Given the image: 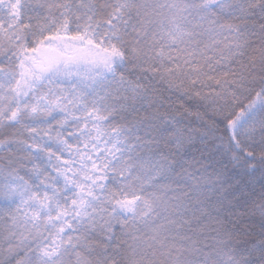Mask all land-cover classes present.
I'll return each instance as SVG.
<instances>
[{"label":"snow or ice","instance_id":"1","mask_svg":"<svg viewBox=\"0 0 264 264\" xmlns=\"http://www.w3.org/2000/svg\"><path fill=\"white\" fill-rule=\"evenodd\" d=\"M0 264H264V0H0Z\"/></svg>","mask_w":264,"mask_h":264}]
</instances>
